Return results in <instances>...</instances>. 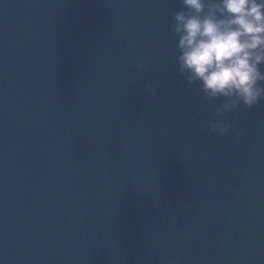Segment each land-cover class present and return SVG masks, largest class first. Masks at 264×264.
I'll return each mask as SVG.
<instances>
[{"label": "clouds", "instance_id": "9594fccd", "mask_svg": "<svg viewBox=\"0 0 264 264\" xmlns=\"http://www.w3.org/2000/svg\"><path fill=\"white\" fill-rule=\"evenodd\" d=\"M170 32L175 38L177 70L187 83H198L202 96L221 100L215 115L236 114L264 99V0H180ZM146 65L138 63L137 71ZM133 84L135 80L132 81ZM154 95L155 90L146 87ZM209 131L239 139L243 133L223 119Z\"/></svg>", "mask_w": 264, "mask_h": 264}]
</instances>
